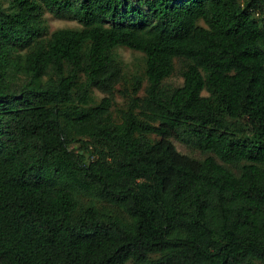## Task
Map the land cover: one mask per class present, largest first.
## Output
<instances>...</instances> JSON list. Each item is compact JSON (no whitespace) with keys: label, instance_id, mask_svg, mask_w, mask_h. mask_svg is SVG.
<instances>
[{"label":"trees","instance_id":"obj_1","mask_svg":"<svg viewBox=\"0 0 264 264\" xmlns=\"http://www.w3.org/2000/svg\"><path fill=\"white\" fill-rule=\"evenodd\" d=\"M0 264H264V0H0Z\"/></svg>","mask_w":264,"mask_h":264},{"label":"rangeland","instance_id":"obj_2","mask_svg":"<svg viewBox=\"0 0 264 264\" xmlns=\"http://www.w3.org/2000/svg\"><path fill=\"white\" fill-rule=\"evenodd\" d=\"M44 28H45V34H50L53 30L57 28H63V27H70V28H77L80 27V24L75 19H71L68 17H59L56 16L48 11H44ZM114 57L118 61V63L121 65L124 76L129 80L131 76L133 75H139L141 76L143 82H142V88L145 85V61H144V54L138 50H134L131 48H128L126 46H117L113 49ZM22 75L15 73L13 75V78L16 82L22 81ZM166 83H170L172 85H178L182 82V77L180 75V63L176 61L175 70L172 75L167 77L165 79ZM118 88H121L122 85L118 84ZM139 91V94L142 95L143 89ZM94 95V101L98 102L100 98L103 96V93L100 92L98 89L93 90ZM125 98L119 93L118 91L115 92V98H114V104L111 108L112 113L116 116L121 108L125 107ZM172 141L174 142L175 147L181 151V152H190L192 154L198 155L199 152L196 151L194 148L191 147L190 144H188V141L186 140H179L172 138Z\"/></svg>","mask_w":264,"mask_h":264}]
</instances>
